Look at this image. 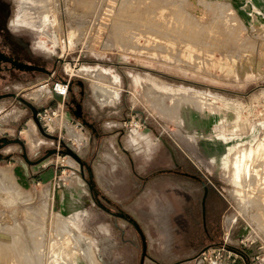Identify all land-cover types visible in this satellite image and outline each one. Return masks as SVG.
Returning <instances> with one entry per match:
<instances>
[{"label": "rangeland", "instance_id": "374dc122", "mask_svg": "<svg viewBox=\"0 0 264 264\" xmlns=\"http://www.w3.org/2000/svg\"><path fill=\"white\" fill-rule=\"evenodd\" d=\"M27 1L33 4L0 0L5 37L22 40L49 65L60 61L59 74L84 78L86 94L95 96V83L81 73L85 69L107 72L102 86L116 88L112 100L90 101L89 106L101 115H115L103 131L125 122L120 147L114 136L91 141L86 128L67 124L61 102L42 110L38 119L49 122L45 131L60 132L91 162L98 187L115 200L108 208L138 224L148 255L143 264H264V214L257 222L250 210L240 213L230 166L238 149L264 140V0ZM36 79L40 82L31 95L41 104L51 92L41 75ZM150 100L165 101L154 104L173 107L169 111L175 118L167 116L168 110H155ZM22 119L18 134L14 128ZM65 124L80 142L63 131ZM27 130L39 140L33 147L24 137ZM10 134L24 138L29 160L52 143L37 132L25 107L0 100V136ZM140 139L146 143L134 144ZM123 148L141 174L174 168L203 178L208 207L217 209L206 220L212 237L203 235L199 219L184 216L188 210H177L196 203L201 184L162 175L141 188ZM5 152L12 155L0 160V171L19 194L12 197L0 186V264H48L50 258H60L58 264L77 259L82 264H139L142 244L134 226L95 204L70 154L29 166L18 147L6 146ZM255 187L243 189L257 201L263 191ZM74 211L78 218L71 223ZM60 220L89 239V263L74 240L57 229Z\"/></svg>", "mask_w": 264, "mask_h": 264}, {"label": "flooded vegetation", "instance_id": "af4514ba", "mask_svg": "<svg viewBox=\"0 0 264 264\" xmlns=\"http://www.w3.org/2000/svg\"><path fill=\"white\" fill-rule=\"evenodd\" d=\"M17 15L18 10L16 18ZM4 27L5 24L0 13V100H8L25 107L29 112V118H32L36 125L37 132H39L40 134V128L45 131L46 124L49 123L47 121L38 119L40 112L42 110L46 111V109L48 107H51L54 103L61 102L62 108L64 109V121H66L67 124L86 128V130L89 132V139L91 141L99 140L100 138L105 136H114L115 144L117 145V147H120L121 138L124 135L123 126L125 125V122H120L119 126L114 128L113 130H102L101 127L105 126L106 122L115 121L116 118L114 114L101 115L98 111H94L93 106H89L90 101L96 104H98L99 102L91 93L86 94L85 89L87 82L85 81V79L80 76L76 77L78 76V74L73 73L70 75L65 74V76H62L57 70V65L60 61H54L51 65H49L45 59L35 55L34 52L30 51V49H28L27 46L23 44L24 42L22 40L11 38L7 35L5 37ZM36 74H39L43 77V87L47 86V88H49L51 92L48 100H45L41 104H36V102L32 100L33 97L31 95V93L35 91L36 84L40 82L36 79ZM55 82H59L61 86L64 87V92L62 94L55 91V88L53 86ZM51 123L57 124V120H52ZM23 124L24 120L22 119L15 126L14 130H16L18 134H20V128ZM45 132L49 135L45 137L50 139L52 143L50 146L44 148L38 156L33 158V160L28 159L26 153L27 145L24 138H21V136H18L16 134L0 136V160L7 159L12 155L5 152L6 146L18 147V153H20L22 159L29 166L41 165L44 160L54 154L68 153L70 154L71 158H73L72 156H74L80 160V163H78L79 168L77 171L79 173V176L87 184L88 190L91 194V198L95 202V204L103 210L109 212L110 214L122 217L125 220H127V218H130L131 216L126 213L120 212L118 209L111 210L110 208H108L113 205L115 200L110 198L102 189L98 187L97 183L95 182V174L91 167V162L84 160L81 155L75 152V150L72 149V147L60 132ZM134 133L135 132L133 131V134ZM145 143L146 141H143V143L141 144ZM123 149L128 158V170L130 171L132 176L140 181L141 188H144L150 179L162 175L176 177L181 176L200 183L201 193L196 203L187 207V209L184 207H180L177 210L182 214L188 210V214L184 213V216L192 217L193 220L199 219L202 224L203 235L212 237V234H210V231L207 229L206 220L209 212L217 213V209L212 211V209L208 207L207 201L209 197V189L206 186L205 180L203 178L196 176L195 174H192L188 171H181L174 168H156L155 170H147L143 174H141L136 168H134V164L131 157H129L130 153L128 152V150L125 148ZM26 158L30 161V164L27 162ZM174 195L179 196V194L175 193ZM113 206H115V204ZM130 223L134 226L136 232L139 234L140 242L143 247V244L146 245V242L140 227L138 226V224L134 225V222ZM180 262H174L173 264H179Z\"/></svg>", "mask_w": 264, "mask_h": 264}, {"label": "bare ground", "instance_id": "6f19581e", "mask_svg": "<svg viewBox=\"0 0 264 264\" xmlns=\"http://www.w3.org/2000/svg\"><path fill=\"white\" fill-rule=\"evenodd\" d=\"M34 1L35 0H33L32 2H34ZM38 1H41V0H38ZM27 2H29V1L24 0V3L25 4H28V5L29 4L30 5L33 4V3L32 4L31 3H27ZM23 12H24V10H23ZM42 13H44V12L42 11ZM26 14H28V13H26ZM36 16H37V19H38V15H36ZM20 18H21V16H20ZM41 19L43 21L44 14L41 15ZM36 22H38V21H36ZM81 73L85 74L86 76H90L91 78H93V80H91V81H94V83H95L94 86H93V91H94V95L97 98L96 99L97 101H99L101 103L102 102L103 103L104 102H107L115 94V92H116L115 89L116 88L110 87V86H112L111 84H110V86H108V85H103L102 86V83L100 81L101 79L103 80V78L105 79L107 77L106 76V73L107 72H105V74H103L104 72H102V71L99 72V71H96V70L95 71H91L89 69H85V70H82ZM109 80L107 81L108 82L107 84H109V82H110ZM141 88H142V86H141ZM145 89L146 88H144V92H145ZM141 90H143V88ZM55 91L61 94V93L64 92V87L61 86V85H58V86H56V90ZM146 91H147V93L149 92V94L151 93V90L149 91V88ZM142 92H141V94H142ZM171 96H172V94H170V97ZM150 102H151V106L153 105L154 109L157 110V111H159V110L162 111L163 109H161V108H163V107H161L160 105L156 106L155 104H158V103L160 104V102H161V105H163V103H166L165 101L164 102L163 101H160V102L157 103L156 101H152V100H150ZM154 102H155V104H154ZM198 103H200V102H198ZM201 104H203V107L205 106L203 101H202ZM207 104L209 105V103H207ZM166 105H167V103H166ZM211 106H212V109H213V105L212 104H211ZM164 107H165V104H164ZM166 107H167V109L164 108V110H163L165 113H166V111L168 110V108L170 106H166ZM172 108L173 107H171V110H172ZM163 111H162V113H163ZM170 111L168 113H170ZM162 113H161V115H162ZM173 114L170 113V115H167V116H171ZM181 116H182L181 119L183 118V120H184V114H182ZM171 117H173V116H171ZM173 118H175V117H173ZM62 128H63L64 131H66L68 133V135L71 138L75 139L76 141L78 140L80 142L79 137L70 129V127L68 125H66V124L65 125H62ZM24 135H25L24 137L27 139L26 141L29 142V144L31 145V147L35 146L37 144V142L39 141L35 137V135L33 134V132L31 130L24 131ZM139 143H142V142L139 140L138 142H136L134 144H139ZM71 160H73V159H71ZM230 166H231V170H232L231 179L233 180V184L237 187V189L235 188L236 189L235 191L238 194H236L235 199L237 200L240 213H242V215L245 216L246 211L250 210L251 211V216L253 218V221L259 222L258 221V217H261L264 214V207L262 206L263 205L262 203H264V195H263L264 194V140H261L254 147H251L250 146V147H243L241 149H238L236 151V153H234V155L232 157ZM254 183L256 185L258 184L261 187V188L259 187L260 189L259 188H257V189L263 191V194H261V195H259V194L257 195L256 194V198L255 197L254 198L256 200L257 199L258 200H261L262 203L261 202H258V200L257 201H254V199L251 197L252 195H250V196L248 195L251 192L244 191V189H245L244 187H248L249 186L250 189H252L253 186L255 187L256 185ZM252 184H254V185L252 186ZM0 186L4 189V191H8V193L11 194L12 197L16 193H18V189L16 188V185H15L14 181H10L9 179H7V177L5 176V173L3 171H0ZM250 186H252V187H250ZM255 188H253V189H255ZM2 191H0V192H2ZM257 196H260L259 197L260 199L257 198ZM259 203H261L262 205H260ZM259 214H261V215L258 216ZM77 218L78 217H77V212L76 211H74L72 217H70V218L68 217V219L70 220L71 223H74L75 219H77ZM57 229L66 232L74 240V243L76 245V248H77L79 254L82 255V258H84L85 260H88V263H89V259L87 257V251H88L89 244H90L89 239L86 238V237H83L82 235H78L70 227V223L68 224L67 222H65L63 220H60V226ZM88 253H89V251H88ZM66 256H70V255L67 254ZM70 258H72V257H70ZM60 261H61L60 258H58L57 260L50 258V260L48 261V264H58V263H60ZM61 263H62V261H61ZM73 264H82V262L79 261V259H77V260H75V262Z\"/></svg>", "mask_w": 264, "mask_h": 264}, {"label": "water", "instance_id": "95a60500", "mask_svg": "<svg viewBox=\"0 0 264 264\" xmlns=\"http://www.w3.org/2000/svg\"><path fill=\"white\" fill-rule=\"evenodd\" d=\"M40 132H41V134L44 135V136H49V135H48V134H47L42 128H40ZM72 157L74 158V160H76L78 163H80V160H79L78 158H76V157H74V156H72ZM26 160H27V158H26ZM27 162L30 164V161H29V160H27ZM133 220H134V219H133L132 217L127 218V221H128V222H134V223H133L134 225L137 224V223H136L135 221H133ZM147 256H148V255H147V252H146V245L143 244L139 264H143V261H144L145 257H147Z\"/></svg>", "mask_w": 264, "mask_h": 264}, {"label": "built area", "instance_id": "2783aa9c", "mask_svg": "<svg viewBox=\"0 0 264 264\" xmlns=\"http://www.w3.org/2000/svg\"><path fill=\"white\" fill-rule=\"evenodd\" d=\"M61 85L59 82H56L54 85V88H56V86Z\"/></svg>", "mask_w": 264, "mask_h": 264}]
</instances>
